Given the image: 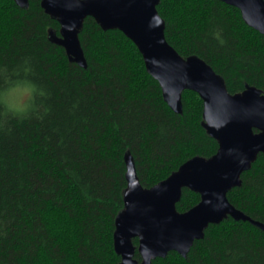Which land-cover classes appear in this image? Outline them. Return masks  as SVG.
<instances>
[{
	"label": "trees",
	"instance_id": "obj_1",
	"mask_svg": "<svg viewBox=\"0 0 264 264\" xmlns=\"http://www.w3.org/2000/svg\"><path fill=\"white\" fill-rule=\"evenodd\" d=\"M40 2L23 9L0 0V89L13 85L0 99L29 82L44 93L25 116L0 108V264H118L125 157L149 189L188 160L211 158L218 144L203 128L199 96L184 91L182 114L174 113L121 32L86 18L80 67L51 42L60 26ZM156 9L179 56L204 61L231 95L246 87L264 94V36L237 9L218 0H160ZM240 179L227 200L264 224V154ZM199 201L183 189L176 211ZM151 264H264V232L227 218L209 225L185 258L170 252Z\"/></svg>",
	"mask_w": 264,
	"mask_h": 264
},
{
	"label": "water",
	"instance_id": "obj_2",
	"mask_svg": "<svg viewBox=\"0 0 264 264\" xmlns=\"http://www.w3.org/2000/svg\"><path fill=\"white\" fill-rule=\"evenodd\" d=\"M26 9L28 0H13ZM240 12L243 22L264 36V0H218ZM160 0H41L44 13L60 26L50 40L80 67L85 59L79 42L84 20L94 19L103 30L121 32L142 56L146 72L161 89L168 107L182 114V93H196L203 103V128L218 144L209 159L194 157L157 185L141 186L129 155L125 157L127 188L123 210L115 218L113 246L118 264H151L170 252L185 258L209 225L227 218L248 222L264 232V224L235 209L227 193L241 186V175L264 154V94L246 87L228 93L224 81L197 57L182 58L167 43ZM183 189L200 201L185 213L176 211ZM137 239V250L132 243ZM140 257L138 262L135 252Z\"/></svg>",
	"mask_w": 264,
	"mask_h": 264
},
{
	"label": "clouds",
	"instance_id": "obj_3",
	"mask_svg": "<svg viewBox=\"0 0 264 264\" xmlns=\"http://www.w3.org/2000/svg\"><path fill=\"white\" fill-rule=\"evenodd\" d=\"M13 85H8L7 88L0 89V93L7 92ZM44 93L35 84L29 82V88L23 93L17 103L10 104L5 99H0V108H3L6 113L13 116H25L34 110L35 101Z\"/></svg>",
	"mask_w": 264,
	"mask_h": 264
},
{
	"label": "rangeland",
	"instance_id": "obj_4",
	"mask_svg": "<svg viewBox=\"0 0 264 264\" xmlns=\"http://www.w3.org/2000/svg\"><path fill=\"white\" fill-rule=\"evenodd\" d=\"M28 88H21V87H16L9 92V94L5 95L6 101L10 104H15L18 102L20 97L23 95V93L27 90Z\"/></svg>",
	"mask_w": 264,
	"mask_h": 264
}]
</instances>
